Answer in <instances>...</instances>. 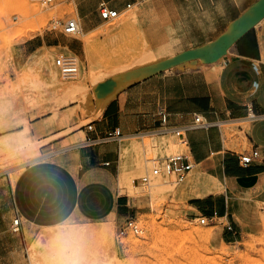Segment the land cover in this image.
Instances as JSON below:
<instances>
[{
	"label": "crops",
	"instance_id": "0c3cea01",
	"mask_svg": "<svg viewBox=\"0 0 264 264\" xmlns=\"http://www.w3.org/2000/svg\"><path fill=\"white\" fill-rule=\"evenodd\" d=\"M66 3L81 34L45 31L15 44L13 60L24 62L44 46L62 47L86 67L88 58L94 61V47L127 45L141 63L134 75L138 79L109 97L90 123L92 129L82 131L86 144L0 173V264H50L46 258L60 252L58 243L78 233L83 239L74 244L91 252L93 232L113 214V175L123 167L124 149L159 131L160 112L167 113L170 125H182L194 114L216 123L186 131L187 147L179 145L193 166L212 179L203 191L216 190V182L222 186L192 198L194 209L210 216L218 205L219 217L225 218L240 199L264 204V0ZM101 3L120 18L107 34L98 33L108 22L99 16ZM114 129L120 131L118 139L89 143ZM236 131L245 148L236 143ZM254 147L259 158L241 165L238 155ZM93 187L105 192L94 207L82 195ZM123 202L116 199V208ZM225 229L231 233V224Z\"/></svg>",
	"mask_w": 264,
	"mask_h": 264
},
{
	"label": "rangeland",
	"instance_id": "374dc122",
	"mask_svg": "<svg viewBox=\"0 0 264 264\" xmlns=\"http://www.w3.org/2000/svg\"><path fill=\"white\" fill-rule=\"evenodd\" d=\"M70 18H75V14L66 0H53L46 7L30 0H0V134L12 133L0 139V173L15 171L56 152L86 144L82 131L88 130L87 126L97 118L89 112L97 97L106 99L138 79L134 75L141 63L134 60L132 48L127 45L94 47L92 72L89 70L91 74L85 78L82 89L72 98H65L62 91L55 97L48 71L39 63L29 64L31 55L21 63L13 60L15 44L45 31L55 33L51 30L52 22ZM119 19L108 21L98 33L107 34ZM108 42L112 43L110 39ZM50 49L45 51L57 71L58 86L77 83V74L86 68L84 63L77 60L79 70L74 78H63L54 59L60 53L70 52L62 47ZM78 134L83 135V139L67 145L66 142ZM168 134L154 131L141 143L157 138L166 147L124 149L122 169L127 171V180L122 184L120 173L113 175L116 187L109 207L113 214L109 223L101 224L98 232H93L91 252L102 257L103 264H264L263 203L240 199L230 207L225 218L219 217L221 210L218 211L217 205L216 218L207 225H200L195 218L205 212L190 208L192 198L222 189L216 182V190L203 191L202 187L212 180L206 173L202 174L195 167L197 172L192 169L180 183L174 176L167 175L152 176L147 187L138 183V178L151 174L155 162L179 151L177 139ZM235 134L240 135L237 131ZM236 143L246 147L241 135L237 136ZM82 195L87 205L92 200L93 207L105 198V192L95 187L84 190ZM116 199H123L124 205L116 208ZM126 216L134 217L142 231L118 237L117 227ZM227 223L231 224V233L225 229ZM82 239L79 233L71 234L58 243V248L65 253L70 249L71 253L73 241ZM35 248L33 245L32 249ZM56 253L46 259L54 261Z\"/></svg>",
	"mask_w": 264,
	"mask_h": 264
},
{
	"label": "built area",
	"instance_id": "2783aa9c",
	"mask_svg": "<svg viewBox=\"0 0 264 264\" xmlns=\"http://www.w3.org/2000/svg\"><path fill=\"white\" fill-rule=\"evenodd\" d=\"M33 3L46 7L51 4L53 0H30ZM98 13L101 19L105 21H111L118 17V12L114 9L108 8L104 3H101L98 8ZM51 30L53 32H59L66 36H78L81 34V28L79 26L78 19L70 18L67 20H56L52 22ZM77 57L73 54L60 53L54 59V65L58 69L59 73L64 78H73L78 71ZM160 129L159 131H164L172 133V135L177 139L179 145L187 147V142L185 139V132L195 128L208 129L214 126L216 123L205 120L200 114H194L192 119L182 125H170L168 123V115L165 112L159 113ZM88 130L92 129L91 124L87 126ZM121 136L118 129L106 132L102 137L93 140L92 142L98 143L110 139H118ZM259 158V151L257 148H252L251 150L242 152L238 155V161L241 165H249L254 160ZM108 163H105L107 165ZM193 164L190 161L189 155L183 151H178L165 157L161 162L157 161L154 163L151 174L144 175L138 178V183L141 186H148L151 177L159 175L174 176L177 183L183 182L187 174L192 170ZM216 212L212 215L207 216L204 214L198 215L195 220L198 221L200 225H207L210 220L216 218ZM19 229V218L16 217L11 226L12 231H17ZM141 227L134 217L126 216L122 219L117 227L118 237H125L129 233L139 234L141 232Z\"/></svg>",
	"mask_w": 264,
	"mask_h": 264
},
{
	"label": "bare ground",
	"instance_id": "6f19581e",
	"mask_svg": "<svg viewBox=\"0 0 264 264\" xmlns=\"http://www.w3.org/2000/svg\"><path fill=\"white\" fill-rule=\"evenodd\" d=\"M50 47H42L40 49H38L36 52H34L31 55V58L29 60V64H35V63H39L40 65L44 66V68H46V70L48 71V81L54 85L55 89H54V95L55 97L58 96V92L62 91L63 92V96L65 98H72L74 95H76V93L78 91H80V89H82V85L84 83V80L86 77H88L90 73V71L92 72V69L90 70V68L94 67L93 64V60L91 58H88V63L86 68L84 69V72H79L77 75V83L74 84H60L58 86V76H57V71L56 69L52 66L51 61H50V55L45 51L46 49H49ZM56 48V47H55ZM52 49V48H51ZM50 49V50H51ZM54 49V48H53ZM67 49V48H66ZM81 65V64H80ZM77 67L79 68V66L77 65ZM83 68V67H82ZM89 68V70L87 71V69ZM79 70V69H78ZM64 78V77H63ZM74 78V77H73ZM125 88V87H124ZM60 94V93H59ZM109 99H101L97 97L96 103L94 104V106L92 108H90L89 112H92L93 115L95 117H97L100 112L101 109L103 107V105L105 104V102ZM24 121V120H23ZM24 123V122H23ZM243 127H246V124L243 125ZM169 135V134H168ZM150 136V135H149ZM162 137V136H161ZM132 138V137H131ZM81 139H83V135L78 134L75 135L74 137L70 138L66 143L67 145H74L76 143H79L81 141ZM171 139V138H170ZM85 141V140H84ZM142 142V141H141ZM139 146H143L145 147H154L155 149H159L161 147H166V144H164L163 141L158 140L157 138H151L149 141L143 143V145H139L138 142H133L132 144H130V149L131 148H137ZM170 147V146H169ZM140 148V147H139ZM138 149V148H137ZM171 149V148H170ZM35 152V151H34ZM33 154V153H32ZM31 155V153L29 154ZM36 155V154H35ZM34 156V155H33ZM38 156V155H37ZM34 158V157H33ZM31 158V159H33ZM24 159V158H23ZM27 159V158H26ZM195 166L192 167V169H194ZM194 171H196V169H194ZM127 171L126 169H121L120 170V175H119V179L121 181L122 184L126 183L127 180V175L125 174ZM197 172V171H196ZM190 173H192V171H190ZM200 173V172H199ZM203 174V172H202ZM192 175V174H191ZM156 180V178H155ZM123 181V182H122ZM190 182V181H189ZM118 184V183H117ZM130 184V183H129ZM153 185H155V183H153ZM119 186V185H118ZM130 189V188H128ZM120 190V189H119ZM131 190V189H130ZM128 190V191H130ZM127 191V192H128ZM120 192V191H119ZM193 192V191H192ZM190 208H193V206L189 205ZM101 225V224H100ZM95 227V226H92ZM93 229V228H92ZM96 229V228H94ZM99 229V228H98ZM108 230V229H107ZM57 231V230H56ZM47 233V232H46ZM55 233V232H54ZM56 234V233H55ZM108 233H106L107 235ZM45 235V234H44ZM53 236V235H52ZM109 236V235H108ZM106 237V236H105ZM111 237V236H110ZM109 237V238H110ZM107 240V239H106ZM105 240V241H106ZM112 242V240H111ZM109 241V244L111 243ZM105 243V242H104ZM108 244V245H109ZM61 246V245H60ZM53 247V246H52ZM106 247V246H105ZM105 247L103 246V248L105 249ZM101 248V247H100ZM107 248V247H106ZM103 250V249H102ZM106 250V249H105ZM53 251V250H52ZM60 252H57L56 258L54 261H52L50 264H103V262L100 260L102 259V257H97L94 253L89 252V250H84L80 243H76V244H72V249H71V253L69 252L68 254L65 253L62 250H59ZM104 251V250H103ZM35 253V252H34ZM104 253V252H102ZM107 253V252H105ZM108 254V253H107ZM111 254V253H110ZM103 255V254H102ZM106 255V254H105ZM104 255V256H105ZM114 255V254H113ZM117 256V255H116ZM32 257V256H31ZM113 257V256H112ZM50 258V257H49ZM109 258V257H108ZM111 258V257H110ZM117 258V257H116ZM115 258V259H116ZM118 259V258H117ZM36 261V260H35ZM34 261V262H35ZM37 263V262H36ZM107 264V263H106Z\"/></svg>",
	"mask_w": 264,
	"mask_h": 264
}]
</instances>
